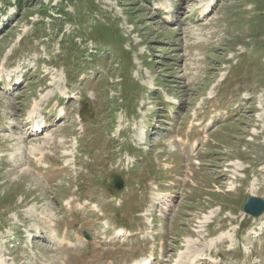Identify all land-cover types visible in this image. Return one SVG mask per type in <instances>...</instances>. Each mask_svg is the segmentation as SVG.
Masks as SVG:
<instances>
[{
  "label": "rangeland",
  "instance_id": "374dc122",
  "mask_svg": "<svg viewBox=\"0 0 264 264\" xmlns=\"http://www.w3.org/2000/svg\"><path fill=\"white\" fill-rule=\"evenodd\" d=\"M205 1L0 0V264H264V0Z\"/></svg>",
  "mask_w": 264,
  "mask_h": 264
},
{
  "label": "water",
  "instance_id": "95a60500",
  "mask_svg": "<svg viewBox=\"0 0 264 264\" xmlns=\"http://www.w3.org/2000/svg\"><path fill=\"white\" fill-rule=\"evenodd\" d=\"M113 182L114 186L118 190H122L124 188V179L122 178L121 175L119 174H114L113 175ZM244 211L252 215L254 217H259L264 213V199L258 197V196H249L247 202L244 205ZM86 238H89V234L85 232Z\"/></svg>",
  "mask_w": 264,
  "mask_h": 264
},
{
  "label": "bare ground",
  "instance_id": "6f19581e",
  "mask_svg": "<svg viewBox=\"0 0 264 264\" xmlns=\"http://www.w3.org/2000/svg\"><path fill=\"white\" fill-rule=\"evenodd\" d=\"M212 4H213V0H206V1H205V5H206V7H210V6H212ZM32 113H35V109H33ZM32 113H31V114H32ZM44 123H45L44 120H41V121L37 122V123H36V127H37V129H42L43 126L45 125ZM37 129H36V130H37ZM37 148H38V147H37ZM40 149H41V148H40ZM44 157H45L44 152H42V153H41V156H40V159H43ZM212 215H213V214L211 213L210 216H212ZM210 216H208V217H210ZM118 231H119V233L123 234V229H120V230H118ZM149 261H150V259H149V258H146V259H143V260H140V261L134 262V263H132V264H149Z\"/></svg>",
  "mask_w": 264,
  "mask_h": 264
},
{
  "label": "trees",
  "instance_id": "16d2710c",
  "mask_svg": "<svg viewBox=\"0 0 264 264\" xmlns=\"http://www.w3.org/2000/svg\"><path fill=\"white\" fill-rule=\"evenodd\" d=\"M19 2H20V0H18ZM60 13H62V12H60Z\"/></svg>",
  "mask_w": 264,
  "mask_h": 264
}]
</instances>
